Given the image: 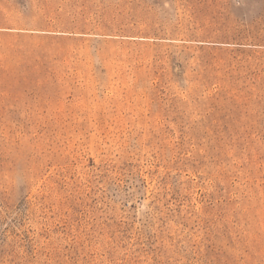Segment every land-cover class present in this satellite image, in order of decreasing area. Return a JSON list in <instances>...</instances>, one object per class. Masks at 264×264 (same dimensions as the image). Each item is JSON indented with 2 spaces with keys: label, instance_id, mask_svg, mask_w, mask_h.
<instances>
[{
  "label": "rangeland",
  "instance_id": "rangeland-1",
  "mask_svg": "<svg viewBox=\"0 0 264 264\" xmlns=\"http://www.w3.org/2000/svg\"><path fill=\"white\" fill-rule=\"evenodd\" d=\"M0 264H264V0H0Z\"/></svg>",
  "mask_w": 264,
  "mask_h": 264
}]
</instances>
